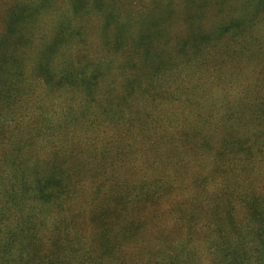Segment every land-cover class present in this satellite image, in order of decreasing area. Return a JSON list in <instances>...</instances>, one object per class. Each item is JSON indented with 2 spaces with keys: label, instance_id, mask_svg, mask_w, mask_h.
Here are the masks:
<instances>
[{
  "label": "rangeland",
  "instance_id": "rangeland-1",
  "mask_svg": "<svg viewBox=\"0 0 264 264\" xmlns=\"http://www.w3.org/2000/svg\"><path fill=\"white\" fill-rule=\"evenodd\" d=\"M0 213V264H264V0H0Z\"/></svg>",
  "mask_w": 264,
  "mask_h": 264
},
{
  "label": "trees",
  "instance_id": "trees-1",
  "mask_svg": "<svg viewBox=\"0 0 264 264\" xmlns=\"http://www.w3.org/2000/svg\"><path fill=\"white\" fill-rule=\"evenodd\" d=\"M6 189L9 191V192H11L14 196H16V190L12 187V186H10V185H8L7 187H6ZM4 203H10V202H4ZM0 217H1V213H0Z\"/></svg>",
  "mask_w": 264,
  "mask_h": 264
}]
</instances>
